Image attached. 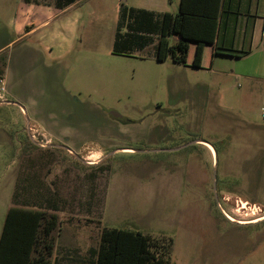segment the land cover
I'll return each instance as SVG.
<instances>
[{
    "label": "rangeland",
    "instance_id": "rangeland-1",
    "mask_svg": "<svg viewBox=\"0 0 264 264\" xmlns=\"http://www.w3.org/2000/svg\"><path fill=\"white\" fill-rule=\"evenodd\" d=\"M24 3L0 0V232L34 207L58 216L55 264H92L104 227L167 244L168 264H264V50L209 70L156 41L120 54L131 0H80L71 48L49 52L18 28Z\"/></svg>",
    "mask_w": 264,
    "mask_h": 264
},
{
    "label": "trees",
    "instance_id": "trees-1",
    "mask_svg": "<svg viewBox=\"0 0 264 264\" xmlns=\"http://www.w3.org/2000/svg\"><path fill=\"white\" fill-rule=\"evenodd\" d=\"M75 1L54 0V5L61 8ZM220 2L180 0L177 12L160 15L129 7V20L122 24L126 27L124 37L119 38L120 32L116 33L114 51L122 54L132 47L142 49L153 42L152 35H158L157 60L169 57L174 63L207 69L214 55L231 56L212 46ZM120 11L125 17L126 7L122 6ZM172 35L176 36V41L171 43ZM205 47L211 50L206 62L203 60ZM57 225L55 213L41 208L10 206L0 232V264H53L50 259L54 248L52 232ZM166 247L167 244H159L135 229L104 227L97 248L90 253L94 256L92 264H168L164 258Z\"/></svg>",
    "mask_w": 264,
    "mask_h": 264
},
{
    "label": "crops",
    "instance_id": "crops-1",
    "mask_svg": "<svg viewBox=\"0 0 264 264\" xmlns=\"http://www.w3.org/2000/svg\"><path fill=\"white\" fill-rule=\"evenodd\" d=\"M78 1L80 0L61 8H57L54 4L45 3L39 0H25V3L22 5H24L26 11L18 14V28L23 26L25 27L23 36L31 35L40 30H44L40 38L44 39V36H46L47 39L45 38L43 40V44L49 52H52L53 50L55 51V49H70L73 44V37L68 34V30L66 29L67 27L70 29L71 24L68 23L67 19L63 16L68 12L71 6L76 4ZM179 2L180 0H131L132 5L130 8L156 12L160 15L164 12H177ZM41 5H47V8L52 10V15L45 19L38 20L36 23L27 25L31 15L30 12H32L31 10L34 7H41ZM57 26H65V32L58 31L56 34L55 29ZM157 38L158 35H152L153 42H157ZM174 41H176V36H174L171 40L169 37V42L172 43ZM153 42L149 45L153 44ZM212 46L217 51L229 53L231 56L214 55L212 57L210 67L205 70L211 69L215 65V61L218 58L236 60L242 57H249L252 53H254L256 48H259L258 46L264 50V0H221L216 18V32ZM154 47L156 48V45H154ZM155 51L154 56H156ZM210 52V48L205 47L203 54V60H205L204 62H206L207 58H209ZM55 64L58 65L59 63ZM175 64L182 65L178 63ZM6 73V64H4L2 80L4 79ZM205 145L210 148V151L213 154L212 147L208 144ZM67 152L69 153L70 151L67 150ZM82 162L85 163L83 160ZM21 202L28 201L24 200ZM54 250L55 247L53 248L52 254L54 253ZM51 262L55 264V257L53 261L51 260Z\"/></svg>",
    "mask_w": 264,
    "mask_h": 264
},
{
    "label": "bare ground",
    "instance_id": "bare-ground-1",
    "mask_svg": "<svg viewBox=\"0 0 264 264\" xmlns=\"http://www.w3.org/2000/svg\"><path fill=\"white\" fill-rule=\"evenodd\" d=\"M245 203H246V202H245ZM240 207H243V205H242L241 203H240ZM263 217H264V216H262V217H260V218H256V219L252 220V222H256V221L262 219ZM229 218H230L231 220H233L232 217L229 216Z\"/></svg>",
    "mask_w": 264,
    "mask_h": 264
},
{
    "label": "built area",
    "instance_id": "built-area-1",
    "mask_svg": "<svg viewBox=\"0 0 264 264\" xmlns=\"http://www.w3.org/2000/svg\"><path fill=\"white\" fill-rule=\"evenodd\" d=\"M262 115L264 116V113H263ZM228 200H229V199H228L227 197H224V201H228ZM225 216H226L229 220H231L227 214H225ZM242 222H243V221H242Z\"/></svg>",
    "mask_w": 264,
    "mask_h": 264
},
{
    "label": "flooded vegetation",
    "instance_id": "flooded-vegetation-1",
    "mask_svg": "<svg viewBox=\"0 0 264 264\" xmlns=\"http://www.w3.org/2000/svg\"><path fill=\"white\" fill-rule=\"evenodd\" d=\"M123 120V119H122ZM124 121V120H123Z\"/></svg>",
    "mask_w": 264,
    "mask_h": 264
}]
</instances>
